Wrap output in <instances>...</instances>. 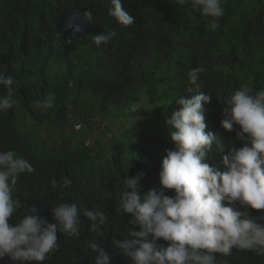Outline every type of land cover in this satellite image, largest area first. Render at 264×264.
Returning <instances> with one entry per match:
<instances>
[{
  "label": "trees",
  "instance_id": "1",
  "mask_svg": "<svg viewBox=\"0 0 264 264\" xmlns=\"http://www.w3.org/2000/svg\"><path fill=\"white\" fill-rule=\"evenodd\" d=\"M122 6L134 25L124 27L109 15L111 0H0V73L16 80L18 100L0 112V151L15 150L35 168L19 177L14 198L21 206L10 223L33 205L54 223L51 208L59 203L98 208L107 217L103 235L91 232L83 217L78 237L59 233V249L43 264H94L96 253L87 246L93 240L111 254L112 264H131L111 243L139 230L115 211L124 178L143 171L141 194L149 189L174 194L159 178L162 158L174 147L166 120L178 109L176 101L190 96L193 68H204L196 82L217 94L264 87V0H223L225 14L215 30L190 3L123 0ZM70 8L91 12L95 23L73 42L56 28ZM112 31L116 35L109 43L93 42L95 35ZM5 92L0 87V95ZM48 95L55 102L45 109ZM220 110L211 103L205 112V131L220 143L212 160L232 144L241 146L235 130L207 120ZM73 120L85 128L74 129ZM56 128L61 134L43 137V130ZM65 181L70 184L63 186ZM0 264L11 262L5 258ZM216 264H264V255L233 249L227 257L216 254Z\"/></svg>",
  "mask_w": 264,
  "mask_h": 264
},
{
  "label": "clouds",
  "instance_id": "2",
  "mask_svg": "<svg viewBox=\"0 0 264 264\" xmlns=\"http://www.w3.org/2000/svg\"><path fill=\"white\" fill-rule=\"evenodd\" d=\"M169 2L190 3L195 12L208 20L212 30L219 27V18L225 14L223 0ZM111 4L109 15L117 23L124 27L134 25L135 18L124 10L123 0H111ZM69 10L90 13L93 26L84 35L93 30L91 12L79 8L64 12ZM115 35L114 31L101 33L93 37V42L99 47ZM203 72L202 66L190 71V83L194 84L188 89L190 96L180 97L176 101L178 109L166 120L174 147L162 158L159 178L163 188L174 194L165 195L155 189L141 194L143 171L124 178L125 190L115 211L125 213L123 217H130L129 223L139 230L130 231L131 238L113 239L111 243L131 264H216V254L227 257L233 249L264 255V87L254 93L241 86L232 94H217L197 84ZM15 84L11 75L0 73V87L6 90L0 95V112H7L18 103ZM54 102L55 97L48 95L43 107L51 108ZM211 103L221 110L213 120H207L228 131L235 130L236 139L241 141L240 147L232 144L216 160L211 154L220 145L219 140L212 131H205V112ZM82 127L85 128L81 120L75 122L74 129L79 131ZM34 171L30 161L15 150L0 151V261L7 258L11 264H43L59 249V233L79 236L82 217L91 222V232L103 235L102 226L107 222L104 212L98 208L81 209L76 203L53 206L54 223L39 216L35 205L18 222L10 223L21 206L14 198L19 177ZM68 184L70 181H65L63 186ZM248 209L258 210L259 215ZM160 239L167 243L158 244ZM87 246L96 253L94 264H112L111 254L101 244L93 240Z\"/></svg>",
  "mask_w": 264,
  "mask_h": 264
},
{
  "label": "water",
  "instance_id": "3",
  "mask_svg": "<svg viewBox=\"0 0 264 264\" xmlns=\"http://www.w3.org/2000/svg\"><path fill=\"white\" fill-rule=\"evenodd\" d=\"M92 26L93 20L91 14L77 10L64 12L57 21L58 29L69 42L89 32Z\"/></svg>",
  "mask_w": 264,
  "mask_h": 264
},
{
  "label": "rangeland",
  "instance_id": "4",
  "mask_svg": "<svg viewBox=\"0 0 264 264\" xmlns=\"http://www.w3.org/2000/svg\"><path fill=\"white\" fill-rule=\"evenodd\" d=\"M82 128H84V127H82ZM82 128H81V130H82ZM62 130H63V129H60V128L51 129L49 132H45V131L43 130L42 135H43L44 138H46V137H47V133H48V134H57V133L61 134ZM52 136H53V135H52ZM83 136H85V134H83ZM80 137H82V136L80 135Z\"/></svg>",
  "mask_w": 264,
  "mask_h": 264
}]
</instances>
